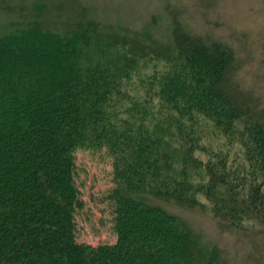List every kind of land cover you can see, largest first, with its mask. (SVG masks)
<instances>
[{"label":"trees","instance_id":"16d2710c","mask_svg":"<svg viewBox=\"0 0 264 264\" xmlns=\"http://www.w3.org/2000/svg\"><path fill=\"white\" fill-rule=\"evenodd\" d=\"M95 18L83 0H0V264H228L167 206L209 211L225 233H264V107L233 82L230 47L171 17L179 66L148 73L143 103L131 99L132 75L153 58ZM198 118L239 144L240 172L200 144ZM80 150L111 159L114 244L76 238Z\"/></svg>","mask_w":264,"mask_h":264},{"label":"rangeland","instance_id":"374dc122","mask_svg":"<svg viewBox=\"0 0 264 264\" xmlns=\"http://www.w3.org/2000/svg\"><path fill=\"white\" fill-rule=\"evenodd\" d=\"M83 1L97 21L108 25V30L126 33L129 46L133 45L132 40H136L137 44L143 46V53L153 58L146 64L145 59L141 61L132 75L130 84L133 90L128 93L131 99L143 103V83L147 81L148 73L154 69L167 70L170 66L177 70L179 66L170 43L171 17L177 18L193 35L219 41L230 47L237 66L233 82L242 91L251 93L264 107V0ZM120 52L121 49H114L105 59L112 60V55L120 56ZM152 108L154 116H161L165 109L156 103ZM129 111L125 114L128 115ZM140 112L143 110L140 109ZM195 128L203 138L200 144L207 146L213 153L221 151L229 157V164L233 166L231 173L242 170L245 166L243 150L233 138L232 143H226L228 140L220 133L216 134L210 122L203 118H198ZM106 156L104 151L76 152L75 180L85 204L77 215L76 238L91 246L114 244L117 240L112 228L114 208L106 199L108 192L115 186L111 159ZM199 156L202 160L207 158ZM205 181V178H201V183ZM262 185L264 189V178ZM199 199L204 201L201 196ZM167 209L187 223L200 246H215L228 264H264V233L250 237L242 236V233L229 234L218 229L209 211L179 210L173 206H167ZM252 223L246 224L247 228L257 230V224ZM194 263L191 261L189 264Z\"/></svg>","mask_w":264,"mask_h":264}]
</instances>
